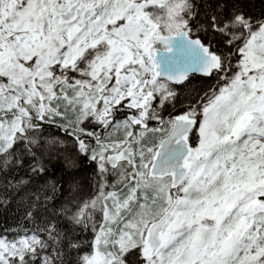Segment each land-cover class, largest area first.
I'll return each mask as SVG.
<instances>
[{"label":"snow or ice","instance_id":"1","mask_svg":"<svg viewBox=\"0 0 264 264\" xmlns=\"http://www.w3.org/2000/svg\"><path fill=\"white\" fill-rule=\"evenodd\" d=\"M0 208V264H264V12L0 0Z\"/></svg>","mask_w":264,"mask_h":264},{"label":"trees","instance_id":"2","mask_svg":"<svg viewBox=\"0 0 264 264\" xmlns=\"http://www.w3.org/2000/svg\"><path fill=\"white\" fill-rule=\"evenodd\" d=\"M250 4V11L259 18L261 12H264V3L261 0H248ZM193 78L192 82L186 86L184 91L186 93H192L195 91H200L201 89H207V87L212 84L214 81L207 78L199 77ZM89 173L86 171L83 173L84 176H87ZM15 207V205H14ZM19 217L14 210L5 211L0 208V230L5 228H16Z\"/></svg>","mask_w":264,"mask_h":264},{"label":"water","instance_id":"3","mask_svg":"<svg viewBox=\"0 0 264 264\" xmlns=\"http://www.w3.org/2000/svg\"><path fill=\"white\" fill-rule=\"evenodd\" d=\"M197 75H199V74H197Z\"/></svg>","mask_w":264,"mask_h":264}]
</instances>
